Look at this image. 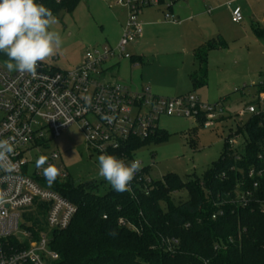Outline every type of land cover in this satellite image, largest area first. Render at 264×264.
<instances>
[{"label":"built area","instance_id":"built-area-1","mask_svg":"<svg viewBox=\"0 0 264 264\" xmlns=\"http://www.w3.org/2000/svg\"><path fill=\"white\" fill-rule=\"evenodd\" d=\"M105 1L111 8H122L126 13L123 34L115 48L94 47L81 64L68 70L44 62L35 78L0 66V141H7L13 149L0 158V264H54L59 254L51 246V232L68 228L78 211L75 203L54 190L53 184L48 185L43 168L29 170L31 149L49 141L45 132L56 138L65 128L76 124L95 154L115 155L130 163L135 152H129L131 144L155 135L163 115L193 118L206 128L225 118L216 105L204 103L195 93L165 97L154 94L148 86L130 89L104 82L108 59L133 58L128 46L137 43L143 34V23L139 21L142 12L163 4L171 9L175 0ZM165 19L176 22L171 12L165 14ZM232 19L243 20L240 7L232 10ZM257 103L258 107L253 103L246 105L240 114L254 115L264 110V91L259 93ZM242 135L237 129L227 139L231 150L240 149L235 147ZM59 157L58 152H52L48 163L57 166L59 177L66 179L70 174L57 163ZM257 160V165L242 174V178L253 180L252 187L241 189L245 183L240 181L234 195L229 193L231 202L247 205L259 198L264 179V148ZM154 183L149 169L142 165L131 182V193L141 188L148 194ZM222 206L213 218L225 213ZM22 219L26 222L21 223ZM120 223L126 225L123 219ZM165 242L168 253H174L180 244L177 238Z\"/></svg>","mask_w":264,"mask_h":264},{"label":"rangeland","instance_id":"rangeland-1","mask_svg":"<svg viewBox=\"0 0 264 264\" xmlns=\"http://www.w3.org/2000/svg\"><path fill=\"white\" fill-rule=\"evenodd\" d=\"M236 7L242 10L241 22L232 19ZM168 12L181 21L180 25L164 19ZM55 16L58 23L52 27L61 34L63 44L57 55L45 63L60 70L81 64L94 47L115 48L124 30L122 18H126L123 10L111 8L105 0H81L74 11L62 10ZM158 20L170 24L153 25ZM139 21L143 23V34L137 44L128 46L136 58L108 59L103 81L130 89L148 86L154 94L165 97H176L170 93L175 89L186 93L193 90L204 103L223 111L225 118L206 128L193 118L163 115L159 129L170 134L168 139L135 150L133 160L139 159L155 181H162L168 173L184 180L202 179L205 171L224 155L227 139L252 116L241 115L240 111L251 103L258 104L260 85L264 84V42L253 33V25L264 26V0H176L172 9L165 4L146 8ZM208 43L218 45L208 52V82L202 90L193 89L190 75L199 68L194 51ZM7 59L0 57V66L8 71ZM45 134L49 141L31 149L30 172H34L39 156L49 158L55 151L60 155L57 163L64 166L76 184L98 179L102 182L100 194L112 188L99 176V155L89 146L80 126L70 125L56 138L49 132ZM244 136L239 137L235 148L244 144ZM189 198L185 190L170 195L174 205ZM161 204L166 209V202Z\"/></svg>","mask_w":264,"mask_h":264},{"label":"trees","instance_id":"trees-1","mask_svg":"<svg viewBox=\"0 0 264 264\" xmlns=\"http://www.w3.org/2000/svg\"><path fill=\"white\" fill-rule=\"evenodd\" d=\"M36 2L57 15L62 10L74 11L81 0ZM253 33L264 42V26L254 24ZM217 46L208 43L195 52L199 71L191 76L194 89L207 84L208 52ZM0 57L7 56L0 52ZM262 91L264 84L260 85ZM238 132L245 135L244 144L236 151L226 144L222 158L202 179L184 180L168 173L162 181H155L148 194L141 188L134 194L117 193L113 188L100 194L102 182L98 179L76 184L71 176L58 177L52 188L75 203L78 211L68 228L51 232V246L59 254L54 264H264V179L259 198L246 207L231 202L229 194L234 195L240 181L245 183L241 189L253 185L242 174L259 163L258 154L264 148V110L252 115L244 127L238 126ZM169 135L159 129L128 150L132 153L150 142L165 141ZM181 190L190 198L174 205L170 195ZM220 206L225 213L213 218ZM168 238L180 240L174 253L164 249Z\"/></svg>","mask_w":264,"mask_h":264},{"label":"clouds","instance_id":"clouds-1","mask_svg":"<svg viewBox=\"0 0 264 264\" xmlns=\"http://www.w3.org/2000/svg\"><path fill=\"white\" fill-rule=\"evenodd\" d=\"M57 23L53 11L36 0H0V52L8 58L5 61L8 71L35 78L39 66L61 49L63 38L52 27ZM12 150L7 141H0V158ZM35 164L38 169L43 168L49 186L56 182L60 169L49 164L47 156H39ZM141 168L139 159L125 163L111 154L98 157L99 176L117 193L131 192V182Z\"/></svg>","mask_w":264,"mask_h":264},{"label":"crops","instance_id":"crops-1","mask_svg":"<svg viewBox=\"0 0 264 264\" xmlns=\"http://www.w3.org/2000/svg\"><path fill=\"white\" fill-rule=\"evenodd\" d=\"M121 10H123L122 8H120ZM123 12H125L124 10H123ZM144 12V11H143ZM142 12V13H143ZM125 15H126V13H125ZM125 17V16H124ZM124 19H126V18H122V23H121V26L123 27V25H124ZM164 19H165V17H164ZM166 20V19H165ZM168 21V20H167ZM175 21H173V23H174ZM175 23H177V25H180V23H181V21L180 20H176V22ZM163 25V24H170V23H165L164 21H161V20H158V21H153V25ZM138 43V42H137ZM137 43H135V44H137ZM197 50H195L194 52H196ZM194 55H195V53H194ZM134 58H136V56L135 55H133V59ZM140 56L138 57V59L137 60H139V61H137L138 63L140 62ZM138 63H136V64H138ZM199 71V68L197 69V70H195L193 73H191V75H190V79H191V76L192 75H194V74H196L197 72ZM191 83H192V81H191ZM192 86H193V84H192ZM202 88V87H201ZM201 88H198L197 90H202ZM193 89H194V87H193ZM193 91V90H192ZM192 91H190V92H180V91H178V90H173V92H170V93H172V95H175V96H180V95H186V94H189V93H192ZM162 93H164V92H162ZM168 93V92H167ZM159 127H160V123H159Z\"/></svg>","mask_w":264,"mask_h":264}]
</instances>
